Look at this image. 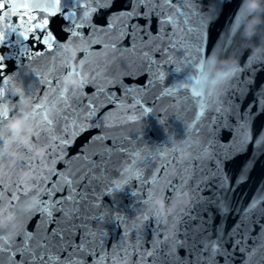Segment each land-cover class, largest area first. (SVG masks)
Listing matches in <instances>:
<instances>
[{
	"label": "snow or ice",
	"instance_id": "snow-or-ice-1",
	"mask_svg": "<svg viewBox=\"0 0 264 264\" xmlns=\"http://www.w3.org/2000/svg\"><path fill=\"white\" fill-rule=\"evenodd\" d=\"M112 2L73 0L66 9L63 0L46 3L0 0V49L10 52L15 47L11 58L19 61L17 73L9 74L5 71L9 56L0 52V85L9 86L0 89V217L12 218L8 227H0V264H217L215 257L218 254L224 255L225 264H229L231 253L224 245L231 241L233 251L237 247L248 250L244 236H250V229L244 221L258 204L264 202V189H258L248 208L240 214V220L227 234L218 225L213 237L208 219L198 212H191L189 219L198 221L192 227L184 226L183 215L172 216L171 220L157 219V227L152 231L159 238L150 241L145 231L149 227L145 223L149 219L147 214L142 213L133 220L105 206L103 198L105 195L114 196L125 184L135 180L139 182V189L132 191V195L138 198L137 203L148 205L160 182H163V187L159 188V194H168L166 199L174 203L182 195H195L202 186L209 187L205 180H211L212 194L200 196L198 200L215 207L222 220L226 219L229 211H235L231 207L232 194L246 174L242 170L236 183L232 184L222 165L230 155L247 151L249 143L253 145V157L264 154V129L253 141L249 128L253 116L251 107L257 105L258 112L264 111V95L241 113L232 97L242 95L241 85L247 81L234 78L240 72H255L256 69L252 68L255 61L250 58L243 66L235 65L218 74L212 71L210 58L227 53L237 33L244 37L242 22L247 14L241 10L242 0L229 18L225 33L228 40L223 44L213 41L212 48L207 50L203 43L205 30L223 7L220 0H209L208 5L200 0H131V9L110 13L106 26L93 24L92 15L101 7H110ZM203 8L208 10L201 11ZM56 16L66 21L63 26L66 40L54 35L49 28L51 18ZM153 16L157 20L155 33L151 31ZM140 20L144 23H139ZM85 28L87 32L83 31ZM176 28L180 29L179 34ZM124 38H128L127 44L123 43ZM71 43L80 48L77 57L82 65L80 70L68 62L65 49ZM94 44L101 47L94 49ZM257 50L264 52V36H261ZM101 55L102 64L86 69L91 64L90 56ZM41 58H45L50 67L43 73L31 72L32 62ZM256 60H264V57ZM166 65H174L177 73L183 66L189 70L186 82L165 87L156 93L157 99L167 96L174 105L194 109L193 122L187 133H198L197 124L202 123L233 133L227 144L213 138L216 154L212 158L216 167L210 173L200 177L194 172L185 175L188 166L169 159L177 153L172 144L155 155L142 157L140 152L133 155L119 142V138L108 132L90 137L88 144L82 146L75 156L68 155L67 149L83 132L91 128L103 130L106 125L122 128V124L108 123L114 111L123 117L124 124L135 121L137 112L149 114L155 104H149L142 94L164 80ZM86 70L92 72L90 83L93 92L85 94L84 86L69 88L66 85L67 75L82 78ZM26 71L39 79L32 84H24L22 78ZM141 75L146 77L144 84L124 83L125 76L138 79ZM234 83L236 88L228 101L218 102L217 95L228 92ZM108 85L118 86L119 94ZM37 88H40L39 93ZM133 92L137 95L133 96ZM16 97L18 100L14 101ZM23 97L30 99L32 104L31 114L24 117L30 125L32 142L45 148L44 155L38 159H33L30 148L18 143L7 128L9 121L20 115L9 109ZM109 104L113 107L97 115ZM208 112L212 115H207ZM229 112L236 117L234 124L225 118ZM105 140L112 143H103ZM91 144L101 148L94 153L100 157L98 160L84 151ZM185 147L187 150L191 145L186 144ZM9 151L20 152L24 157L22 162L13 165L3 162ZM113 154L121 156L118 175L122 179L105 185L102 193L94 184L96 170L107 171ZM154 159L161 163L159 166L153 164L152 171L145 175L143 167ZM74 160L82 163L72 167ZM252 163L254 160L250 159L245 167ZM58 164L64 167L58 168ZM18 172H28L30 176L24 178L18 176ZM35 215L40 219L36 228L28 231L24 224ZM110 223L119 228L124 226L111 248L108 246L110 232L107 229ZM242 228L247 230L241 233ZM237 234L239 238L233 239ZM261 235L264 236V227ZM145 244L149 246L145 247ZM261 246L254 244L251 251L256 252ZM180 248L186 250L184 257L178 254ZM133 255L135 260H132ZM245 264L249 262L245 261Z\"/></svg>",
	"mask_w": 264,
	"mask_h": 264
},
{
	"label": "water",
	"instance_id": "water-1",
	"mask_svg": "<svg viewBox=\"0 0 264 264\" xmlns=\"http://www.w3.org/2000/svg\"><path fill=\"white\" fill-rule=\"evenodd\" d=\"M18 3L24 2H35V0H16ZM38 2L46 3L51 2V0H38ZM204 5L209 4V0H200ZM65 7L67 9L73 3V0H63ZM220 3L223 5L221 11L218 13L205 30L204 38V47L205 49L212 48V42L217 41L220 44H223L228 40V36L225 34L227 25L229 23V18L231 14L235 11L236 5L239 4V0H230V2H225V0H220ZM245 5V0H242L241 10L244 11L247 15L242 22V28L244 30V25L251 15L247 10ZM132 7L131 0H113L110 7H101L94 13L91 17L93 24L99 26H106L110 19V13H116L119 11H127ZM143 10V8L141 9ZM207 8L201 9V11H207ZM264 17V13H260ZM66 23L60 16L52 17L50 20L49 28L53 31L54 35L61 37L62 40L67 39V33L63 31V26ZM139 23L143 24L144 21L140 20ZM258 34L252 37L250 40L245 37H241L239 33L232 38L231 46L227 49V53L221 54L218 59L223 61L229 58H234L238 63L237 65L243 66L250 58L255 62L252 64V68L256 69L255 72L247 71L237 73L235 80H246V84L241 85L242 95L237 97H232V100L235 101V104L238 106V109L241 113L249 107L250 104L258 97L264 95V60H256L257 57H264V52H260L257 49L261 44V36H264V32L261 30ZM157 30V20L156 17L152 18L151 31L155 33ZM83 31L87 32L85 28ZM176 32L179 34L180 29L176 28ZM219 37V40L217 39ZM14 39V38H12ZM245 40L247 43H245ZM123 43H128V38H124ZM94 49H99L101 46L98 44L92 45ZM16 51V48L13 47L9 52L6 49H0V52H5L9 56L7 60L6 72L9 74H16L19 70V61L11 58L12 54ZM207 54V53H205ZM130 55V54H126ZM89 60L91 61L90 65L86 66V69L97 66L98 63H103V56H90ZM31 72L43 73L48 67H50L49 62L45 58H41L40 61L32 62ZM165 78L162 81H158L156 86L150 89L147 93H143L144 99L149 104H155V107L151 109L150 113L147 115H140L138 112L137 119L135 121H130L126 124L123 123V117L118 116L117 112H113L109 117L108 123L122 124V128H109L107 125L102 130L100 128H91L89 131H85L82 134L78 135L75 138L74 143L67 149L69 156H75L81 149L82 146H85L89 142L90 137L96 136L98 133L108 132L113 137L119 138V142L123 144L125 148L129 150L133 155L136 152H140L142 157H149L155 155L156 152L163 150L166 147L171 146V141L174 138L183 139L185 136H191L199 140L198 145H191L187 150L190 151L193 155L191 159L182 160L178 157L177 153L173 156H170L169 159L172 161H177L181 166L187 165L188 167L185 170V175H192L193 172L197 177L204 176L207 173H210L216 167V161L212 158L216 152L213 150L216 148V145L213 143V138L219 140V142L227 144L233 133L229 132L226 129L216 130L214 125L202 123L197 124L199 132L193 131L187 133V125L193 122L194 109L190 106L181 107L179 105H174L170 103V98L164 96L163 98L157 99L156 93L160 92L161 89L165 87H172L176 84L183 83L187 81V69L186 66L181 67V72L177 73L174 70V65H166ZM89 74L90 79L89 83L86 84L83 88L85 94H89L94 91L92 84L90 83L92 72L86 70ZM39 77H34L25 72L22 82L24 84H32ZM124 83L126 84H144L146 77L141 75L138 79H132L130 77H123ZM102 81H98L100 83ZM8 85H0V89H6ZM43 86H41L42 88ZM109 88L113 89L117 94H119V87L108 85ZM236 84L234 83L232 89L228 92L217 95L216 100L219 101H228L231 92L235 90ZM39 93L40 88L36 89ZM133 96L137 95L136 92L132 93ZM14 101L18 100V97L13 98ZM147 106V105H146ZM113 105L109 104L105 108H101V113L106 112L109 108H112ZM227 109V104H225ZM251 112L253 116L250 120L249 128L251 131L253 141L256 139L257 135L264 129V111L258 112V106L252 105ZM207 115H212L211 112H208ZM229 123H235L236 117L228 113L225 117ZM171 138V139H170ZM43 143V139L41 141ZM103 143H112L110 140H105ZM211 145V147H209ZM15 149V146H13ZM84 151L86 154L92 157L94 160H98L100 157L94 155V153L101 151V148L97 144H91L90 147H85ZM218 151V150H217ZM253 145L251 143L247 146V151L230 155L227 159L224 160L222 165L224 172H226L231 180L232 184H235L237 178L240 176L241 171L244 170L246 178L239 183L235 188L234 193L231 198V207L235 211H229L226 219L222 220L221 215H219L211 205L206 204L203 201H199L198 197H208L212 194L211 192V180H205V183L209 187H203L202 190L193 195L192 193V206L186 211L177 210L174 215L168 216L167 218L171 220L172 216L184 217V226L192 227L198 223L197 220H190L189 216L191 212H198L203 215L205 219H208V227L211 229V235L215 237L216 228L219 225L224 234H227L231 231L234 225L240 220V214H242L252 202L254 196H256L258 189H264V154H258L256 157L252 156ZM223 159V157H222ZM253 159L254 163L245 167L247 162ZM6 164L7 160L4 159ZM19 161L18 163H21ZM82 161L74 160L72 167H78ZM146 163V161H145ZM161 161L159 159L152 160L151 164H148L146 167H143L142 171L145 175L152 171V165L155 164L159 166ZM58 168L64 167L63 164H58ZM121 167V156L120 154H113L111 156V163L107 166V171L97 168V175L94 180V184L101 189L103 193V188L105 185L113 181H120L122 177L118 175V169ZM171 171V169H170ZM23 172H18L17 175L21 176ZM163 187V182H160L157 185L156 193L159 194V188ZM139 189V182L132 180L128 184H125L122 190L114 193V196L105 195L103 198V203L105 206L113 209L115 212H118L122 215H126L133 220L136 217H139L142 213L149 216L146 225L149 227L145 228L147 233V240L158 239V236L153 235L152 229L157 227V219L151 216V212L148 208V205L143 203H137V197L132 195V191ZM168 195V194H166ZM165 195V197H166ZM207 208V211L205 209ZM264 202L257 205L245 219L244 223L247 226V229H250V236H244V243L246 244L248 250H240L239 247L233 251V244L231 241L224 245L225 248L229 249L231 255L229 256V264H245V261H248L249 264H264V236L261 235V229L264 227ZM209 217H211L209 219ZM40 219L39 215L33 216L31 219L26 220L24 226L28 231H33L36 228L37 221ZM131 223V221H130ZM19 226V224H18ZM51 227V225H49ZM123 225L119 228L115 223H110L107 225V229L110 234L108 237V246L109 248L114 247L113 241L121 236ZM247 229L242 228L241 233L245 232ZM239 234L234 235L233 239H238ZM256 238V239H253ZM19 239V237H17ZM262 245L258 251L252 252V246ZM149 245L145 244V247ZM180 257H184L186 250L180 248L178 250ZM250 258V259H249ZM91 259V258H89ZM136 256H132V260H135ZM217 264H225V256L218 254L215 257Z\"/></svg>",
	"mask_w": 264,
	"mask_h": 264
},
{
	"label": "clouds",
	"instance_id": "clouds-1",
	"mask_svg": "<svg viewBox=\"0 0 264 264\" xmlns=\"http://www.w3.org/2000/svg\"><path fill=\"white\" fill-rule=\"evenodd\" d=\"M247 10L251 15V19L247 21L244 25L243 35L246 39H251L256 36L259 30L264 27V17L260 13H264V0H245V5ZM67 59L70 65H73L77 70L82 68L81 63L77 60L80 48L77 44H68L66 49ZM212 71L223 74L226 70L237 65V61L234 58H229L227 60H219L216 57L210 58ZM90 76L85 71L83 76L69 74L65 77V83L69 88H80L89 83ZM10 111H17L20 115L11 119L7 125L8 130L13 134L14 138L21 145L30 148L32 152L33 159H38L44 155L45 148L35 145L32 142V136L30 133L29 122L24 119L25 116L31 114L32 104L31 100L27 97L21 98L16 104H13ZM187 129L191 127L188 124ZM172 146L175 147L177 155L182 160H188L192 158V153L186 150L185 145H198L199 140L191 137L185 136L183 139H176L173 137L171 141ZM9 165H13L23 160L24 157L20 152L9 151L4 157ZM22 177L27 178L30 173L23 172ZM192 196L191 194L182 195L176 199L174 203L169 202L166 197L162 194L154 193L149 198L148 208L151 212V216L155 219H165L168 216L174 215L177 210L186 211L192 206ZM12 223V218L9 216L0 217V227H8Z\"/></svg>",
	"mask_w": 264,
	"mask_h": 264
}]
</instances>
